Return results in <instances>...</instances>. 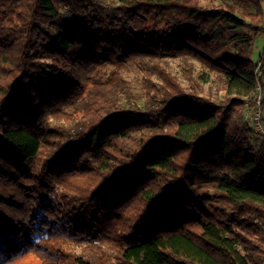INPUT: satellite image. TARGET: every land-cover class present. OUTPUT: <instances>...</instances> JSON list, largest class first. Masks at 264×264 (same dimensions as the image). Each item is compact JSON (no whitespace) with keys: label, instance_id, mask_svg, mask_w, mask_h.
I'll use <instances>...</instances> for the list:
<instances>
[{"label":"trees","instance_id":"16d2710c","mask_svg":"<svg viewBox=\"0 0 264 264\" xmlns=\"http://www.w3.org/2000/svg\"><path fill=\"white\" fill-rule=\"evenodd\" d=\"M263 38L264 0H0V264H264Z\"/></svg>","mask_w":264,"mask_h":264},{"label":"rangeland","instance_id":"374dc122","mask_svg":"<svg viewBox=\"0 0 264 264\" xmlns=\"http://www.w3.org/2000/svg\"><path fill=\"white\" fill-rule=\"evenodd\" d=\"M264 44V38L260 39L257 43V50L255 51V59L258 60L260 52L262 51V45ZM189 62V63H188ZM264 63V61H263ZM262 63V66H263ZM164 64L171 69V71L176 74L181 83L186 88H193L194 83H197L202 88V94L209 96V97H223L224 90L222 89L221 85L218 84L216 81H210L205 82V80L202 78L203 69L200 67V65L191 60H183L179 57H168L166 61H164ZM192 64L193 68L191 73H189V65ZM131 68L129 71V78L131 77L134 81L137 80V78L142 77L145 72L141 71L136 64L131 63ZM262 77L264 76V69H262ZM154 79H157V77L154 75ZM131 79V80H132ZM262 83L264 85V79L262 78ZM251 104L253 105V101H250V104L246 107V114L245 116L251 120L253 127H255L254 122L252 121L251 115L253 114L255 108L251 107ZM264 122V121H263ZM255 129V128H254ZM258 133V132H257ZM260 135V133H259ZM261 137V136H260ZM74 246V248L80 252L84 245H77V244H71ZM112 251V250H111ZM114 255H110L108 258H106L105 264H115ZM40 258L35 254H27L23 256L18 261H15L11 264H40Z\"/></svg>","mask_w":264,"mask_h":264},{"label":"built area","instance_id":"2783aa9c","mask_svg":"<svg viewBox=\"0 0 264 264\" xmlns=\"http://www.w3.org/2000/svg\"><path fill=\"white\" fill-rule=\"evenodd\" d=\"M264 61V44L262 45V51L260 52L259 58L257 60V75H258V84L256 87V91L253 97V105L252 108H255L253 114L250 118L255 125V130L260 133L262 139H264V85L262 83V71L261 66ZM250 102L248 103V105ZM249 118V117H248Z\"/></svg>","mask_w":264,"mask_h":264}]
</instances>
